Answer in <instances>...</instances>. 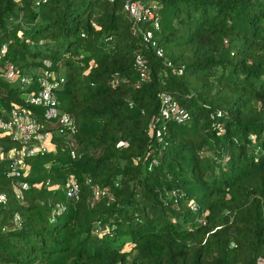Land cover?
Masks as SVG:
<instances>
[{"label": "trees", "instance_id": "16d2710c", "mask_svg": "<svg viewBox=\"0 0 264 264\" xmlns=\"http://www.w3.org/2000/svg\"><path fill=\"white\" fill-rule=\"evenodd\" d=\"M141 1L171 65L142 38L152 20L123 0H0L7 60L63 78L59 106L76 122L73 147L54 133L57 151L28 159L23 199L0 162V264L264 262V0ZM22 91L0 81V109L43 114ZM161 92L186 112L164 131ZM0 144L17 143L0 132ZM71 176L80 191L67 199ZM94 188L107 193L92 204ZM99 221L113 234L95 236Z\"/></svg>", "mask_w": 264, "mask_h": 264}, {"label": "built area", "instance_id": "2783aa9c", "mask_svg": "<svg viewBox=\"0 0 264 264\" xmlns=\"http://www.w3.org/2000/svg\"><path fill=\"white\" fill-rule=\"evenodd\" d=\"M123 6L125 12L137 21L152 20L153 28L143 31L142 38L147 45L154 48L158 57L165 58L163 49L154 40V32L160 28V19L157 12L141 0H123ZM7 55V45H0V72L5 73L7 79L19 81L23 89L25 87L34 89L27 95L22 94L25 101L34 106L44 107L43 114L31 107L15 102L11 103L9 110L0 109V132L8 135L11 140L17 143L8 148L0 144V162L5 164L4 175L13 183L15 196L18 199H23L24 192L29 188V183L25 179L30 169L28 159L54 151L57 148V144L53 139L54 133L68 134V138L72 139L70 146L73 147L75 144L73 134L76 130V122L72 115L64 112L59 106L55 88L63 82V78H60L55 72L46 67H42L34 73H25L11 61H8ZM137 62L141 79H146L148 70L144 56L138 55ZM165 63L171 65V62L166 58ZM179 73L182 74V70H179ZM160 97L162 106L155 121H160V129L164 131L167 123L171 121L182 122L186 115L184 114L185 110L172 94L161 92ZM218 113L220 115V111ZM153 127L154 122L150 124L151 134L153 133ZM71 156L72 158L77 156L74 149H71ZM89 182L90 180H88ZM65 190L67 199L78 197L80 184L76 178L73 176L69 178ZM106 193L105 189L94 188L92 204L99 196ZM7 202V195L1 192L0 204H6ZM65 209V203H59L54 214H59ZM15 220H19V215L16 214ZM93 234L95 236L112 235L113 232L99 221L93 227Z\"/></svg>", "mask_w": 264, "mask_h": 264}, {"label": "rangeland", "instance_id": "374dc122", "mask_svg": "<svg viewBox=\"0 0 264 264\" xmlns=\"http://www.w3.org/2000/svg\"><path fill=\"white\" fill-rule=\"evenodd\" d=\"M34 69V68H33ZM23 70V72L26 70V68H23L22 69ZM2 80H5V81H7L11 86H14V87H16V86H18V87H21V84H20V82L19 81H17V80H10V79H7V77H6V74L5 73H3V72H0V81H2ZM32 91H34V89H31V88H27V87H25L24 89H23V91H22V93H23V95H27V94H29L30 92H32ZM185 115H186V112L184 113ZM69 144H71L72 143V139L71 138H69ZM55 151H57V148L54 150V152ZM52 162H50L49 161V164H51ZM56 164L54 165V169H53V171H51L50 173H49V175L47 176V185H51V184H55L56 183V180L54 179V177L56 176V174H57V170H56ZM63 187V186H62ZM60 192V194L62 193L61 191H59ZM201 220V218H199V221ZM261 263L263 264L264 262H263V260L261 261Z\"/></svg>", "mask_w": 264, "mask_h": 264}]
</instances>
